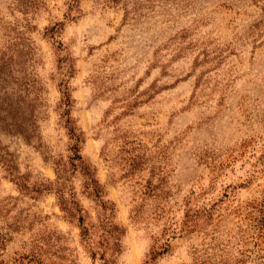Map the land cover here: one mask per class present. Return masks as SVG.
Masks as SVG:
<instances>
[{"label": "rangeland", "instance_id": "rangeland-1", "mask_svg": "<svg viewBox=\"0 0 264 264\" xmlns=\"http://www.w3.org/2000/svg\"><path fill=\"white\" fill-rule=\"evenodd\" d=\"M25 1L0 0V264H264V0Z\"/></svg>", "mask_w": 264, "mask_h": 264}, {"label": "trees", "instance_id": "trees-1", "mask_svg": "<svg viewBox=\"0 0 264 264\" xmlns=\"http://www.w3.org/2000/svg\"><path fill=\"white\" fill-rule=\"evenodd\" d=\"M20 2V1H19ZM23 3H25V4H28L27 6H30V7H33V5H35V0H26L25 2H23ZM17 4H19V5H21L20 3H17ZM21 9L23 10L24 8L22 7V5H21ZM27 9V8H26ZM25 9V10H26ZM22 10H21V12H22ZM31 88H32V86L31 85H29L28 86V88H26V87H24V89H25V93H26V96L28 97V94H30V91H31ZM29 89V90H28ZM27 106L29 107V108H31V111L33 112V105H31V104H27ZM17 107V106H16ZM22 109L21 110H24L25 109V107H24V105H23V103H22ZM21 108V107H20ZM17 111H18V109L17 108H14L13 109V112H14V114H16L17 113ZM31 112V113H32ZM33 115V114H32ZM13 117H15V115H13ZM13 123H15V120H13ZM22 128H24V130H22L21 132H23V134L25 135V137L27 138V139H31L32 137H33V134H34V131H35V122H34V120H30V119H28V120H26L25 121V123H24V125L22 126Z\"/></svg>", "mask_w": 264, "mask_h": 264}]
</instances>
